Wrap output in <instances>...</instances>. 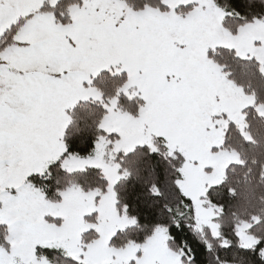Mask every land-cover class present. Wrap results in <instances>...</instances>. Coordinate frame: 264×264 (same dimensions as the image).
Segmentation results:
<instances>
[{
	"label": "snow or ice",
	"instance_id": "obj_1",
	"mask_svg": "<svg viewBox=\"0 0 264 264\" xmlns=\"http://www.w3.org/2000/svg\"><path fill=\"white\" fill-rule=\"evenodd\" d=\"M0 264H264V0H0Z\"/></svg>",
	"mask_w": 264,
	"mask_h": 264
}]
</instances>
